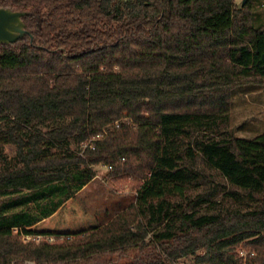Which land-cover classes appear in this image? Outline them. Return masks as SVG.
<instances>
[{
	"label": "trees",
	"instance_id": "trees-1",
	"mask_svg": "<svg viewBox=\"0 0 264 264\" xmlns=\"http://www.w3.org/2000/svg\"><path fill=\"white\" fill-rule=\"evenodd\" d=\"M249 4L0 0L30 32L0 44V264H264V130L222 131L264 79ZM98 164L142 179L107 224L75 195Z\"/></svg>",
	"mask_w": 264,
	"mask_h": 264
},
{
	"label": "rangeland",
	"instance_id": "rangeland-1",
	"mask_svg": "<svg viewBox=\"0 0 264 264\" xmlns=\"http://www.w3.org/2000/svg\"><path fill=\"white\" fill-rule=\"evenodd\" d=\"M235 2L240 4L242 0H235ZM249 6L253 13L252 24L264 26V0H250ZM239 81L242 82L241 86L233 89L230 94L229 121L222 125V131L236 137L250 139L264 130V79L260 84L244 78ZM104 165L93 166L96 176L76 193V197L88 211L96 215L102 224H107L117 214L135 204L137 185L142 182V179L126 173L119 176L112 175ZM197 168L206 174L213 173L215 181L221 186L226 184L214 171L209 170L201 159L197 160ZM221 196L222 193L217 194V200H221ZM229 203L223 204L226 207ZM151 234L149 233L147 238ZM185 261L190 264L193 258H186Z\"/></svg>",
	"mask_w": 264,
	"mask_h": 264
},
{
	"label": "water",
	"instance_id": "water-1",
	"mask_svg": "<svg viewBox=\"0 0 264 264\" xmlns=\"http://www.w3.org/2000/svg\"><path fill=\"white\" fill-rule=\"evenodd\" d=\"M246 1L242 0L241 5H244ZM27 14L28 12L0 7V44H11L30 35L22 20Z\"/></svg>",
	"mask_w": 264,
	"mask_h": 264
},
{
	"label": "built area",
	"instance_id": "built-area-1",
	"mask_svg": "<svg viewBox=\"0 0 264 264\" xmlns=\"http://www.w3.org/2000/svg\"><path fill=\"white\" fill-rule=\"evenodd\" d=\"M117 125V124H116ZM101 139V134H97L93 137H91L89 140H87L86 142L82 143V150L86 149V148H90V149H93L94 146H95V142L97 140H100ZM108 170H111L112 166L111 165H104ZM29 239V238H27ZM35 240H40L41 237H35L34 238ZM48 242H53L56 240L55 237H46L45 238ZM239 256L243 259V264L246 263V258L249 256H252L253 253L252 252H247L245 249H240L239 250ZM26 264H31L30 262H27ZM175 264H185L182 260H178L177 262H175Z\"/></svg>",
	"mask_w": 264,
	"mask_h": 264
},
{
	"label": "crops",
	"instance_id": "crops-1",
	"mask_svg": "<svg viewBox=\"0 0 264 264\" xmlns=\"http://www.w3.org/2000/svg\"><path fill=\"white\" fill-rule=\"evenodd\" d=\"M79 191H80V190H79ZM79 191H78V192H79ZM78 192H77V193H78ZM75 195H76V194H75Z\"/></svg>",
	"mask_w": 264,
	"mask_h": 264
}]
</instances>
